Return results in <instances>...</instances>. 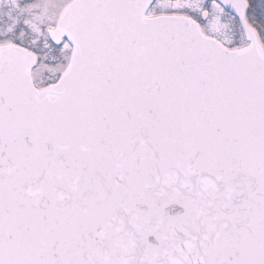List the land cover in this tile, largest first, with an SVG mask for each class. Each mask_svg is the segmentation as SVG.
Listing matches in <instances>:
<instances>
[{
  "label": "snow or ice",
  "instance_id": "1",
  "mask_svg": "<svg viewBox=\"0 0 264 264\" xmlns=\"http://www.w3.org/2000/svg\"><path fill=\"white\" fill-rule=\"evenodd\" d=\"M0 264H264V0H0Z\"/></svg>",
  "mask_w": 264,
  "mask_h": 264
}]
</instances>
